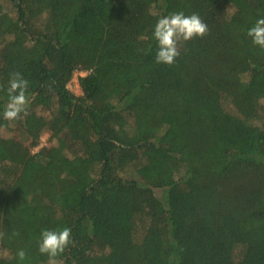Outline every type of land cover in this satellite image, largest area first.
Listing matches in <instances>:
<instances>
[{"label": "trees", "instance_id": "trees-1", "mask_svg": "<svg viewBox=\"0 0 264 264\" xmlns=\"http://www.w3.org/2000/svg\"><path fill=\"white\" fill-rule=\"evenodd\" d=\"M179 11L208 34L157 63ZM260 18L264 0H0V264H47L41 232L64 227L57 264H264ZM13 72L30 103L9 121Z\"/></svg>", "mask_w": 264, "mask_h": 264}, {"label": "clouds", "instance_id": "clouds-1", "mask_svg": "<svg viewBox=\"0 0 264 264\" xmlns=\"http://www.w3.org/2000/svg\"><path fill=\"white\" fill-rule=\"evenodd\" d=\"M208 26L199 14L186 15L183 11L172 12L167 16H161L154 26L153 36L158 42L156 62L171 65L180 55L181 42L190 41L196 37L203 38L208 34ZM247 35L252 43L264 49V18L258 19L254 26L248 29ZM29 81L23 78L19 72L10 74L7 86L8 101L5 105L3 118L5 120H17L21 114H27L30 103L26 95ZM18 234V233H17ZM72 243L71 228L64 227L61 230H42L39 241V252L48 256L47 264H57L56 257L64 253ZM20 259L25 257V252L17 253Z\"/></svg>", "mask_w": 264, "mask_h": 264}, {"label": "rangeland", "instance_id": "rangeland-1", "mask_svg": "<svg viewBox=\"0 0 264 264\" xmlns=\"http://www.w3.org/2000/svg\"><path fill=\"white\" fill-rule=\"evenodd\" d=\"M9 6V4H8ZM81 76H84V75H81L80 73H76L74 75V78L72 79V81L70 82L69 84V89L72 91V93H74L76 96H82L83 95V92H82V89L80 87V84H79V78ZM12 128H14L13 125H11ZM3 135L5 136H9L11 135L12 136V133H11V130L10 129H4L3 130ZM51 134H46L44 135L42 138H41V141H40V146L36 147L33 149V152H38L40 148L42 147H45V146H52V145H55V141L52 140V138L50 137Z\"/></svg>", "mask_w": 264, "mask_h": 264}, {"label": "built area", "instance_id": "built-area-1", "mask_svg": "<svg viewBox=\"0 0 264 264\" xmlns=\"http://www.w3.org/2000/svg\"><path fill=\"white\" fill-rule=\"evenodd\" d=\"M78 73H80L81 75H86L87 74V72H83V71L78 72Z\"/></svg>", "mask_w": 264, "mask_h": 264}]
</instances>
